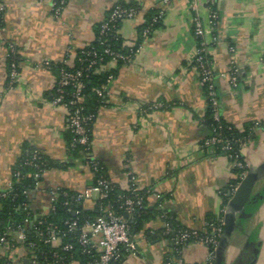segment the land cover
<instances>
[{
    "label": "crops",
    "instance_id": "crops-1",
    "mask_svg": "<svg viewBox=\"0 0 264 264\" xmlns=\"http://www.w3.org/2000/svg\"><path fill=\"white\" fill-rule=\"evenodd\" d=\"M55 1L0 0V187L30 147L54 164L29 191L33 210L46 213L51 192L59 188L86 191L83 207L94 206L99 197L92 188L94 173L80 151L69 149L66 111L50 98L58 67L71 66L76 52L94 41L111 8L136 5L137 16L120 21L116 34L121 47L138 51L129 62L101 65L100 72L113 76L89 139L91 155L119 190L145 192V217L113 264H203L208 248L194 241L179 244L177 233L205 231L237 174L231 160L202 145L209 128L203 122L205 88L193 62L198 16L206 26L218 117L249 132L241 148L246 174L225 203L227 225L212 264H264V127H252L264 123V0H216L217 18L210 26L205 0H66L58 15ZM152 9H162L163 17L144 36L138 27ZM10 45L17 65L13 82ZM231 60L239 69L236 86L229 79ZM21 264H27L24 258Z\"/></svg>",
    "mask_w": 264,
    "mask_h": 264
},
{
    "label": "built area",
    "instance_id": "built-area-1",
    "mask_svg": "<svg viewBox=\"0 0 264 264\" xmlns=\"http://www.w3.org/2000/svg\"><path fill=\"white\" fill-rule=\"evenodd\" d=\"M66 0H56L53 3L52 10L54 14H59ZM168 0H163L167 2ZM216 0H205L208 9V20L207 25H212L217 18V11L214 8ZM138 9L134 7L121 8L120 6L114 7L109 15L104 18L99 23V37L113 32L116 29V23L122 21L123 19H133L137 16ZM163 17V10H157V13L153 16L152 21L158 22ZM194 34L199 39L197 49L193 58L195 67L199 72V79L203 85L206 86L208 91V97L211 101L213 107V117L217 121L219 120L217 111V102L215 91L213 88V71L210 62L207 57L208 41L206 39V26L204 22L195 16L193 19ZM151 31L148 26L143 30V35L146 36ZM100 43H104V40L100 39ZM138 49L133 46H127L126 52H118L110 48H104L103 53L110 57L109 60L117 61L121 60L123 62H129L133 56L137 53ZM89 58L77 57L80 63L86 62L85 66L75 67L68 69H61L59 75L53 85V93L50 98V103L55 106H60L66 111L68 128L73 133V139L71 142L72 146L80 145L85 149V161L89 164L93 173L96 175L95 184L93 189L99 192L98 199H103L107 197L108 192L113 188V181L109 178L103 165L97 161L90 152V140L87 134L88 129L85 124L88 120L92 119L93 115L82 114V88L83 81L81 77L83 72L89 69H93L94 72L99 71L102 63V55L93 54L89 55ZM8 60L9 71L8 75L13 82L17 77V65H16V54L13 45H10ZM111 75L108 76L107 82L111 79ZM239 77V69L235 65L234 61H230V72L229 79L233 86L237 85ZM71 85L73 90L69 94V98H66L65 87ZM106 84L95 88V92L98 95L105 94ZM160 103L153 104L154 107L160 106ZM252 127H264V123L254 122ZM238 143L237 149H233L232 140L225 138L221 135L219 131L213 129V132L204 139L202 145L208 147L211 151H215L216 145H219L220 153L227 157L233 162L235 168L239 169L236 172L237 176L233 182H231L227 189V196L229 197L235 193L237 190L240 180L245 176V163L243 159H239L241 156V148L246 142L245 138H239L235 141ZM30 153V157L26 161L27 164L33 165L34 162L39 159V152L33 149ZM35 177H39L36 174ZM13 184L12 179L8 180L4 186L0 187V198H5L8 191L11 189ZM37 186V185H36ZM36 188V187H35ZM56 189L51 192V201L57 196L58 191ZM23 193L29 194V192L24 191ZM85 192H77L72 200L74 202H82ZM120 200L119 207L124 210L125 215H121L115 211V209L108 205L101 209V213L92 220H85L80 226H77L75 220L67 221V227L69 230H78L77 241L82 252H96V257L90 264H113L118 259L119 248L121 245H131L130 239V225L129 219L133 218L137 209L143 207V199L138 194L134 193L132 195L121 194L118 196ZM29 204L25 203L20 206L22 210H26ZM50 208H52L50 206ZM226 205L225 203L221 207L220 214L216 218H211L206 221L205 225L207 229L205 231L187 230L181 229L177 233V242L183 244L188 241L200 242L208 248L207 259L203 264H212L215 258V251L218 244V240L222 234L224 227V213ZM74 213H77L75 211ZM163 217L165 215H162ZM129 218V219H128ZM38 225H44L42 229L39 227L35 228V233L40 237L44 243L48 244L52 248H63L69 249L70 245H62L61 238L57 232L56 226L51 223H45L42 220L37 221ZM3 230L0 232V253H4L6 246H9V234L10 225H3L0 221V228ZM13 237L17 241L18 245L14 246L11 250L10 256L8 258L7 264H21V259L24 258L27 264H48L43 262H38L36 257L32 254V243H28L27 246L24 245L26 240V233L24 227L20 224L15 225ZM13 247V245H10ZM18 249L22 252L19 255ZM31 253V254H30ZM28 255V256H27ZM70 264L72 262H69ZM166 264H189L182 260L168 261Z\"/></svg>",
    "mask_w": 264,
    "mask_h": 264
},
{
    "label": "trees",
    "instance_id": "trees-1",
    "mask_svg": "<svg viewBox=\"0 0 264 264\" xmlns=\"http://www.w3.org/2000/svg\"><path fill=\"white\" fill-rule=\"evenodd\" d=\"M120 6L121 8H129L134 7L138 9V6L133 4L126 3H117L115 4L111 10ZM109 11V13L111 12ZM107 14V16L109 15ZM157 13V10L152 9L148 11L145 15L144 22L138 27V32L141 34L142 31L146 27H150L151 31L157 27L160 23L153 22L152 18ZM106 16V17H107ZM105 17V18H106ZM120 21L116 23V29L113 32H110L100 39L104 40V43H100V39H98L99 35V25L97 27V34L94 41L88 45L87 47L78 50L75 54V58L73 64L68 66L66 64H61L58 67L60 72L61 69L77 68L80 66H85L86 62L80 63L77 60V57L89 58L93 52L96 54L102 55V63H105L110 59V57L103 53V49L106 47L118 51V52H126L127 47L123 48L120 45V39L116 34L117 27L119 26ZM117 62H123L121 60H117ZM10 61L8 60V64ZM59 75V73H58ZM113 76L110 71L107 72H94L93 69H89L83 72L81 80L84 85L82 88L83 100L81 103L82 106V114L84 115H93L92 119L88 120L85 124L88 129L87 134L90 139L91 134V126L94 121L97 108L105 102V96L98 95L95 92V88L100 87L101 85L107 84L108 76ZM206 98H207V107L204 113L203 122L209 128V135L213 132V129H216L221 133V135L225 138L232 140L233 149H237L238 143L235 141L239 138H246L249 134L248 128L245 131H239L236 128L228 125L222 120H215L213 117V107L211 101L208 97V91L206 86L204 85ZM73 90L71 85L65 87L66 98H69L70 92ZM53 93V90H52ZM52 96V94H51ZM69 131V149L72 153H76L80 151L83 154L85 159V149L80 145L72 146L71 142L73 139V133ZM219 145H216L215 152L220 153ZM33 149L30 147H24L23 151L16 159L14 165L11 170V179L13 181L11 189L8 191V194L5 198H0V221L3 222V225L9 224L10 234H9V246H6L4 253H0V264H7L8 258L10 256V252L14 249V246H17L18 243L13 237L15 225L20 224L24 227L26 233V240L24 241V245L27 246L28 243H32V254L36 257L38 262L48 263V264H70L69 262L77 261L80 264H90L94 258L96 257V252H82V248L78 244V230H69L67 227V221L75 220L77 226H80L85 220H92L97 217L101 213V209L108 205H111L115 211L121 215H125L124 210L119 207L120 200L118 196L121 194L124 195H132L134 193L138 194L143 199V207L137 209L133 218L129 219L130 229H138L141 226V223L145 217L144 215V202H145V192L137 191L134 189H128L125 191H121L118 187L113 183V188L108 192L107 197L103 199H98L94 206L90 209L83 207L82 202H74L72 197L77 193L75 191H69L66 189H60L58 191L57 196L50 202L49 210L46 213L35 211L30 206L26 210H22L20 208L21 205L27 203L28 194L23 193L24 191L29 192L35 189L41 174L43 171L51 166H53V162L48 160L45 156L39 153V159H37L33 165L27 164L26 161L30 157V153ZM242 159V156L239 157ZM100 163V162H99ZM101 164V163H100ZM102 165V164H101ZM104 167V166H103ZM105 169V167H104ZM92 170V169H91ZM235 171H239V169L235 168ZM36 174H39V177H35ZM96 180V175L94 173V184ZM233 182V181H232ZM227 190L222 192L223 201L226 203L227 201ZM77 211V213H74ZM42 220L45 223H51L56 226L57 232L61 238L62 245H70L71 248L63 249L52 248L48 244L44 243L43 240L38 237L35 233V228L39 227L42 229L44 225H38L37 221ZM165 220H170L168 217H165ZM170 222V221H169ZM171 223V222H170ZM3 228H0V232ZM10 245H13L11 247ZM31 254V253H30ZM28 256V255H27ZM23 259V258H22ZM115 263V262H113Z\"/></svg>",
    "mask_w": 264,
    "mask_h": 264
},
{
    "label": "water",
    "instance_id": "water-1",
    "mask_svg": "<svg viewBox=\"0 0 264 264\" xmlns=\"http://www.w3.org/2000/svg\"><path fill=\"white\" fill-rule=\"evenodd\" d=\"M239 187H240V183H239V186H238L237 190L235 191L234 195H235V194L237 193V191L239 190ZM125 216H126V215H125ZM226 225H227V205H226V209H225V213H224V227H223L222 234H221V236H220V238H219V240H218V244H219V242L221 241V239H222V237H223V235H224ZM131 240H132V239L130 238V239H129V242H131ZM218 244H217V246H218ZM126 246H128V245H126ZM215 253H216V256H217V247H216V251H215Z\"/></svg>",
    "mask_w": 264,
    "mask_h": 264
}]
</instances>
